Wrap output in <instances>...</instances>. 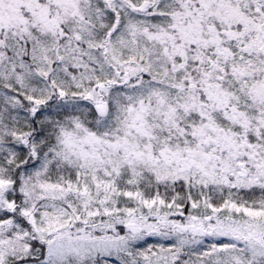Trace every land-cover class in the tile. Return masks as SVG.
Segmentation results:
<instances>
[{
    "label": "snow or ice",
    "instance_id": "1",
    "mask_svg": "<svg viewBox=\"0 0 264 264\" xmlns=\"http://www.w3.org/2000/svg\"><path fill=\"white\" fill-rule=\"evenodd\" d=\"M0 264H264V0H0Z\"/></svg>",
    "mask_w": 264,
    "mask_h": 264
}]
</instances>
